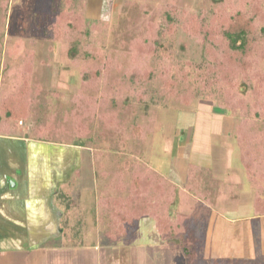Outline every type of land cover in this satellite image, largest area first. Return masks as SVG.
<instances>
[{"label": "rangeland", "instance_id": "rangeland-1", "mask_svg": "<svg viewBox=\"0 0 264 264\" xmlns=\"http://www.w3.org/2000/svg\"><path fill=\"white\" fill-rule=\"evenodd\" d=\"M59 1L11 0L5 14L6 19L3 23L0 22V98L13 91L12 89L16 90L21 81V70L17 67L18 59H13L8 54L9 47L13 45L16 46V52L19 51L17 48H20L21 41L25 48L35 52L33 82L43 88L41 95L32 96L24 118L15 121L0 116V162L6 167L0 171V181H3L7 188V193L0 194V207H7L5 212L1 210L7 219H0V246L9 241V244L16 242L21 245L23 235H28L25 241H22L24 248H44L43 245L46 247L52 244V249H56L70 235L57 234L55 227L45 225L40 228L41 231L30 236L27 233L31 232L29 224H36L40 219L29 218L27 200L30 202L36 194L43 195V204L52 203L56 216H66L72 222L74 213L81 214L83 220L90 223L97 212V195L103 190L102 184L105 182H100L97 169H106L112 160L124 165L128 159L136 158L163 164L165 160L159 156L160 153H172L174 162H171L177 170V174L172 176L166 177L162 174L177 186V200L171 208L172 211L178 208L179 202L183 203V194L194 197L196 190L198 193L204 190L207 191L211 204H215L219 209H222V206L225 208L224 214L221 210L222 216L220 211L214 210L216 212L211 216V221L221 218L226 220L230 217L236 220V215L251 212L250 203L254 188L248 182L240 164L238 148L232 134L238 121L237 115L228 109L218 108L213 101L204 97L195 98L190 105H183L162 96L161 92L166 91V87L162 86L160 80L156 76H143L138 69L145 67L144 61L150 56L148 49L155 46L162 53L168 52L164 54L171 62H181L189 58L198 61L200 55L196 44L190 42L189 48H183L181 43L171 44L167 40H160L155 44L149 41L144 52L129 53L131 39L145 37L149 22L164 20V4L168 0H131L132 2L127 3H124V0H112L109 4L111 9L104 7L102 10L103 18H100L102 13L95 14L94 9L89 6L91 8L88 10H93L89 18L105 21L107 30L99 36L101 43L96 42V36L93 34L78 32L72 35L68 42H74L77 48V58L72 61L61 57L64 53L63 45L67 43L47 41L42 39L40 34L43 27L40 16L47 17L54 12L59 6ZM176 1L191 12H197L212 2ZM83 12L87 13V10ZM90 70L98 72L95 80L96 95L101 94L108 100L107 109L116 108L121 119H129L130 115H135L134 119L151 124L150 133L142 145L125 139L123 134L127 128L122 127L119 134L101 133L99 123L95 119L91 120V123L87 122L89 131L85 137L80 139L75 136L77 132L72 128L71 123L75 120L71 110H76V107L72 98L76 91L81 89L82 73ZM44 123H52L51 127L54 129L70 125L72 132L63 130L64 134H68L56 143L38 140L34 131ZM259 125L264 127V120L259 121ZM40 144L73 149H62V152L44 149L39 151L36 147ZM134 147L140 148L138 154L134 152ZM178 149L182 152L187 149L198 153L204 151L210 156V169L193 168V176H189L192 168L186 160L179 157ZM157 171L161 173L158 169ZM214 175L216 180L213 179ZM189 181L194 186L189 187ZM228 187L234 192L231 194L234 198L230 197L223 203ZM214 190L216 195L213 194ZM5 197L7 202L4 201ZM215 197L221 198L222 201L214 200ZM192 204L189 206L194 209ZM204 215L203 213V218ZM199 218H195L196 223L202 219ZM261 219L259 226L262 230L264 216H261ZM6 223L11 225L8 230L3 229ZM22 229L26 232L22 233ZM75 233L77 234L70 238H78L80 243L95 242L101 248L109 245L105 238L101 239L93 233ZM207 236L209 237V234ZM222 237L225 235L220 233L219 238ZM254 245L256 246V243ZM258 255L254 256L255 261L260 258L264 260V254L259 252ZM238 259L240 260V256Z\"/></svg>", "mask_w": 264, "mask_h": 264}, {"label": "trees", "instance_id": "trees-1", "mask_svg": "<svg viewBox=\"0 0 264 264\" xmlns=\"http://www.w3.org/2000/svg\"><path fill=\"white\" fill-rule=\"evenodd\" d=\"M75 1L60 0L54 12L47 17L40 16L42 39L67 43L63 45L61 57L68 61L77 58L75 43L68 42L72 35L78 32L93 34L96 42L101 43L99 36L106 33L108 26L101 19L86 16L83 9L76 7ZM164 5V20L149 22L145 37L131 39L129 53L144 52L149 41L155 44L167 40L171 44L181 43L183 48H189L190 42L196 44L198 61L189 58L171 62L164 54L168 52L162 53L155 46L148 49L150 56L144 61L145 67L138 69L143 76H156L160 80L166 87V91L159 93L162 96L183 105L204 97L218 108L237 115L232 134L239 161L254 188V211L263 213L264 127L259 121L264 120V0H212L209 6L197 12L189 11L176 0H168ZM8 7L9 0H0L2 23ZM20 45L17 52L15 45L9 47L8 54L18 59L21 81L16 90L0 98V116L15 121L27 115L24 112L32 96L43 92L41 85L33 82L35 52L25 48L23 41ZM97 77L96 70L83 72L81 89L72 98L76 107L71 110L75 136L85 137L89 131L87 122L95 119L101 133L119 134L122 127L127 128L123 134L125 139L142 145L151 124L134 119L135 115L121 119L116 108L107 109L108 100L101 94L96 95ZM51 124L44 123L35 129L38 140L56 143L68 134H64L65 130L71 131L70 125L54 129ZM134 152L138 154L140 148L134 147ZM128 160L124 165L112 160L106 169H97L100 182L105 181L98 200L102 236L111 243L117 242L130 235L143 217H150L163 239L180 244L187 264H200L202 238L195 229L194 217L171 212L177 200V186L141 158ZM189 167L192 168L189 176H193V168H200L193 163H189ZM190 186L194 185L189 181ZM195 195L212 203L207 191L198 193L196 190Z\"/></svg>", "mask_w": 264, "mask_h": 264}, {"label": "crops", "instance_id": "crops-1", "mask_svg": "<svg viewBox=\"0 0 264 264\" xmlns=\"http://www.w3.org/2000/svg\"><path fill=\"white\" fill-rule=\"evenodd\" d=\"M111 1L112 0H76L75 2L76 7L83 9V11L87 10V13L84 12L86 16L91 17L90 14H92L91 11L93 10L90 11L88 9L92 7L95 11L94 13H102L100 18H103L102 16L104 13L102 10L104 7L110 10L109 4ZM10 2L11 0H9V5ZM127 2L132 1L124 0V3ZM203 138H205V134ZM27 148L29 149L30 145H28ZM36 148H38L37 150L39 151L44 149L46 151L54 150V152H62V149L65 151H67V149H73L71 147L51 146L46 144L37 145ZM160 154L159 156L165 160V163H152V160H148L147 163L152 165V168L158 169L161 174L166 175V177L177 174V170L172 163L174 162L173 154ZM177 154L180 158L186 160L187 164L193 163L202 169H210V156L204 153V151L198 153L192 149H187L182 152L178 149ZM4 155L6 156V151ZM4 169H6L4 163L0 162V171ZM77 171L78 169H76L75 172ZM216 178L217 177L214 175L213 179L216 180ZM5 193H7V188L3 181H0V194L3 195ZM233 193L231 187H228L226 192L227 197L223 199V203L227 202L226 199L229 200ZM213 194L216 195L215 190ZM254 195L253 190V198ZM100 196L101 192L96 198L97 212L90 223L83 220L81 214L75 215L76 213L73 214L74 220L72 222L70 221L71 219H68L66 216L64 218L61 215H57V218V213L54 212L51 205L52 203L50 205H47V202L45 203L46 205L43 204V202H45L43 195L36 194L33 197L34 199L32 198L33 200L30 197V202L32 203L30 204L28 200L26 203L28 206L27 210L30 213L29 218L32 219V217H35L40 220H38L36 224L30 223L29 229L31 232L29 231L27 233L30 236L34 235L36 234L35 232L41 231L40 228L49 225L50 228L55 227L57 234L61 233L72 236L77 234L75 232L81 234L86 232L93 233L101 239L104 238L101 233L102 226L98 219V200ZM253 198L250 203L252 211L248 214H238L236 215V220L234 217H230V220L228 218H226V220L221 218V221H211L210 219L214 212L220 211L221 216L224 214V206H222V209H219L217 206H214L215 204H210L205 198H198L196 196L191 197L189 194H183V203L179 202L177 204L178 208L174 211L171 209V212L172 214L177 212L189 214L197 220L200 219L199 217L202 218L197 223L196 221L194 222L195 229H197L198 235L200 234L202 238L200 264H264L263 258L256 261L254 259V256L256 257L259 252L260 254H264V229L261 230L259 226L262 220L261 216H264V212L256 213L254 211ZM213 199L222 201V199L218 197ZM4 201L7 202L8 199L5 197ZM190 203H193L194 209L190 208ZM4 205H6V203ZM1 210H7V207H0V219H7L6 215L2 213ZM198 213L201 214L198 215ZM203 213L205 214L204 218L202 217ZM10 227L11 225L6 223L3 229L8 230ZM23 232H26V230L22 229V233ZM220 233L224 234L225 237L219 238ZM134 234L137 235L134 236ZM208 234L209 237L207 236ZM27 236L28 235H23L22 241H25ZM70 236H67L61 243V246L56 249H52V244L46 247L43 245L44 248L35 246L34 249H28L24 248L21 240V245L16 242L14 244H9L10 241L8 240L9 242L7 244L0 246L2 247V249L0 248V264H187L186 255L180 244L163 239L156 230L155 223L150 217H143L139 221L137 228L130 235L117 242L111 243L105 238L109 245L103 246L102 248L95 242L84 244L83 242L80 243L78 238H70ZM255 243L256 246L254 245ZM243 254L244 256H242ZM239 256L240 260L238 259Z\"/></svg>", "mask_w": 264, "mask_h": 264}]
</instances>
